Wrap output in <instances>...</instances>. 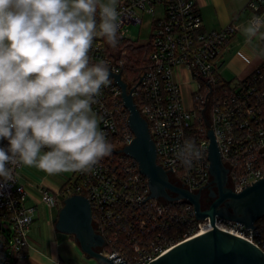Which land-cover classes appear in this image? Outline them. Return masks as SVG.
<instances>
[{
    "label": "built area",
    "instance_id": "built-area-1",
    "mask_svg": "<svg viewBox=\"0 0 264 264\" xmlns=\"http://www.w3.org/2000/svg\"><path fill=\"white\" fill-rule=\"evenodd\" d=\"M246 9L251 12L248 21L253 16L264 17V0H249ZM117 10L123 20L117 46L97 35L89 56L92 63H106L112 74H121L127 90L134 87L131 95L155 143L156 163L167 170L170 181L192 193L210 183L207 130L213 132L228 169V187L234 192L264 177V67L244 81L224 83L215 65L237 26L231 23L220 30H205L192 0H118ZM146 15L151 29L149 53L134 81L125 75L126 51L119 45L126 41L128 27L142 25ZM111 81L91 105L98 127L112 142L111 153L90 171L70 172L58 193L42 187L39 201L52 209L61 207L69 195L84 196L92 206L94 230L103 239L98 252L108 259L116 256L113 264H149L211 226L208 219L196 220L193 206L184 200L168 203L147 198V178L135 160L119 151L134 135L122 91ZM188 138L194 139L203 153L191 167L176 158V150ZM7 143L0 141V146ZM20 167L15 169L14 181H0V264L27 259V234L38 215L39 203L27 204L28 194L18 182ZM214 225L264 252V216L254 228L218 216ZM67 241L75 244L72 236H67ZM56 264L63 262L58 258Z\"/></svg>",
    "mask_w": 264,
    "mask_h": 264
},
{
    "label": "clouds",
    "instance_id": "clouds-1",
    "mask_svg": "<svg viewBox=\"0 0 264 264\" xmlns=\"http://www.w3.org/2000/svg\"><path fill=\"white\" fill-rule=\"evenodd\" d=\"M118 0H0V181L22 165L50 175L90 171L111 153L91 105L111 84L106 63L89 56L97 35L116 47L123 23ZM264 39V17L244 29ZM47 149L46 151H42ZM185 139L176 158H202Z\"/></svg>",
    "mask_w": 264,
    "mask_h": 264
},
{
    "label": "water",
    "instance_id": "water-1",
    "mask_svg": "<svg viewBox=\"0 0 264 264\" xmlns=\"http://www.w3.org/2000/svg\"><path fill=\"white\" fill-rule=\"evenodd\" d=\"M111 78L122 91L123 104L128 111L127 122L134 135L130 144L119 151L135 160L139 172L147 178L150 191L147 198L168 203L184 200L193 206L196 220L208 219L211 226L209 231L179 243L149 264H264V252L214 225L215 217L218 216L242 223L246 228H254V223L264 216V177L239 193L234 192L228 187V169L222 163L213 132L207 130L210 183L199 188L197 193H192L170 181L167 170L156 163L155 143L147 122L140 115L131 95L134 87L127 90V83L121 79V74L111 73ZM204 188H208L209 198L213 199L208 207L203 206L200 199V191ZM91 207L88 199L82 195L65 197L58 210L54 229L60 234L72 236L79 250L88 259H94L97 264H113L112 259L116 256L108 259L98 252L103 239L94 230ZM121 263L123 262L119 264Z\"/></svg>",
    "mask_w": 264,
    "mask_h": 264
},
{
    "label": "crops",
    "instance_id": "crops-1",
    "mask_svg": "<svg viewBox=\"0 0 264 264\" xmlns=\"http://www.w3.org/2000/svg\"><path fill=\"white\" fill-rule=\"evenodd\" d=\"M192 1L194 5L197 7V10L202 18L203 28L205 30L207 31L220 30L231 23L237 26L236 32L231 36V38H229V40L223 46L221 53L215 60L217 73L220 79L224 83H235L242 80L244 81L245 79L250 77L257 68H259L261 65H264V49H262V42H264V39H261L258 36L256 38H253L251 41H249L244 31V29L248 26L249 23L248 20L251 16V12L248 9H246V4L249 0H192ZM104 2L107 3L108 0H104ZM185 88L186 86L184 85L183 87L184 91ZM22 172H24L27 179L28 177L37 179L40 173L48 174L47 172L35 166L22 165L20 167L17 173L18 182L20 183V185L22 184L26 189H28L27 191L30 193H33V190L30 189L28 185L22 181ZM29 180L32 181L31 179ZM42 181H43L42 183H47V184L52 183L51 181L46 180L45 177H43ZM39 185L35 186V190H36V191L34 190L35 192L39 193L40 189L42 188V186ZM30 195L33 196L34 194L33 195L30 194ZM33 200L34 202L37 201V203L40 202L39 200H35V198H33ZM28 203H29V197H28ZM38 208H39V204H38ZM38 217H39V211L34 222L37 220ZM56 218L54 217V219H52L53 223L51 222L52 224L50 225L52 226L53 229ZM33 223L31 224L28 230V234L32 232ZM65 239L67 241V236ZM28 241H29V237H28ZM26 253H27L26 260L29 262V264L31 263L41 264L40 262H37L35 259L32 258L29 259V248L26 250ZM58 257L60 258V256ZM53 262L56 264L55 260Z\"/></svg>",
    "mask_w": 264,
    "mask_h": 264
},
{
    "label": "rangeland",
    "instance_id": "rangeland-1",
    "mask_svg": "<svg viewBox=\"0 0 264 264\" xmlns=\"http://www.w3.org/2000/svg\"><path fill=\"white\" fill-rule=\"evenodd\" d=\"M102 2H104V0ZM149 18L150 17L146 15L144 17L142 25L128 27L126 41H129L131 43H137L141 46H146L151 32L149 26ZM128 54L129 53L127 52L126 55H124L123 57V60L126 62L125 68L127 70L132 69L134 72L133 74L125 72V75L127 78L130 79H135L136 77L138 78L141 74V71L143 70L144 60H141L138 65L131 64V62H127ZM187 90L188 89L185 88V92L183 91V96L185 98L186 103L188 102V97L186 95ZM43 177H45L46 180H49L52 183H42ZM69 178L70 172H61L53 175L40 173L37 179H33L31 177H28L27 179L24 172H22V181L25 182L28 187L33 190V193H30L27 191L28 189L25 188L29 197V203L27 204H35L37 201L34 202L33 198H35V200H39L40 194L38 192H35L36 185L41 184L39 186L48 188L49 191L58 193L60 189L67 183ZM29 179H31L33 182ZM30 194H34V197ZM58 210L59 208L50 209L43 203L39 202V217L33 223L32 232L28 234L30 245L29 259H35L41 264H55L53 261H56L59 258L58 256H60V259L62 260L63 264H97L94 259H87V257L79 250L76 244H69V242H67L65 239L66 235L56 232L52 228V226H50L53 223L52 219H54V217H57ZM16 264H29V262L27 260H23Z\"/></svg>",
    "mask_w": 264,
    "mask_h": 264
},
{
    "label": "trees",
    "instance_id": "trees-1",
    "mask_svg": "<svg viewBox=\"0 0 264 264\" xmlns=\"http://www.w3.org/2000/svg\"><path fill=\"white\" fill-rule=\"evenodd\" d=\"M106 40V38H104ZM120 49L125 50L126 53L128 52V56H127V62H131V64H139L141 62V60H145V57L147 56V54L149 53V46H141L138 44H134L131 43L129 41H123L120 45H119ZM262 49H264V42H262ZM126 55V54H125ZM132 66V65H131ZM260 67H264V65H261ZM131 68V67H128ZM132 69H125V72H129L133 74V70L131 72ZM139 78V77H138ZM137 77L134 79V81H136L138 79ZM112 145V142L109 141ZM23 261V260H20ZM20 261H18L17 263H19Z\"/></svg>",
    "mask_w": 264,
    "mask_h": 264
},
{
    "label": "flooded vegetation",
    "instance_id": "flooded-vegetation-1",
    "mask_svg": "<svg viewBox=\"0 0 264 264\" xmlns=\"http://www.w3.org/2000/svg\"><path fill=\"white\" fill-rule=\"evenodd\" d=\"M212 190L215 191L214 188ZM200 199H201V202H202L203 206L208 207L212 203L213 199L209 198V190H208V188H206V189L204 188V189H202L200 191Z\"/></svg>",
    "mask_w": 264,
    "mask_h": 264
},
{
    "label": "bare ground",
    "instance_id": "bare-ground-1",
    "mask_svg": "<svg viewBox=\"0 0 264 264\" xmlns=\"http://www.w3.org/2000/svg\"><path fill=\"white\" fill-rule=\"evenodd\" d=\"M210 229H211V228H209V227H208V228H203L202 231H201L199 234H202V233H204V232H206V231H209ZM199 234H198V235H199Z\"/></svg>",
    "mask_w": 264,
    "mask_h": 264
}]
</instances>
